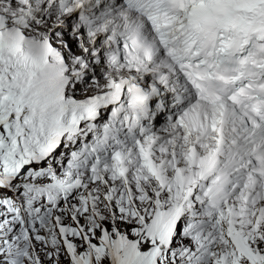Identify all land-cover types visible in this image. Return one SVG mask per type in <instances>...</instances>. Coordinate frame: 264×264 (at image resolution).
<instances>
[{"label": "snow or ice", "instance_id": "snow-or-ice-1", "mask_svg": "<svg viewBox=\"0 0 264 264\" xmlns=\"http://www.w3.org/2000/svg\"><path fill=\"white\" fill-rule=\"evenodd\" d=\"M45 260L264 264V0H0V264Z\"/></svg>", "mask_w": 264, "mask_h": 264}, {"label": "rangeland", "instance_id": "rangeland-1", "mask_svg": "<svg viewBox=\"0 0 264 264\" xmlns=\"http://www.w3.org/2000/svg\"><path fill=\"white\" fill-rule=\"evenodd\" d=\"M43 255V254H42ZM45 264H48V262L45 260Z\"/></svg>", "mask_w": 264, "mask_h": 264}, {"label": "clouds", "instance_id": "clouds-1", "mask_svg": "<svg viewBox=\"0 0 264 264\" xmlns=\"http://www.w3.org/2000/svg\"><path fill=\"white\" fill-rule=\"evenodd\" d=\"M42 255V254H41ZM42 257H43V255H42Z\"/></svg>", "mask_w": 264, "mask_h": 264}, {"label": "bare ground", "instance_id": "bare-ground-1", "mask_svg": "<svg viewBox=\"0 0 264 264\" xmlns=\"http://www.w3.org/2000/svg\"><path fill=\"white\" fill-rule=\"evenodd\" d=\"M41 254H43V253H41Z\"/></svg>", "mask_w": 264, "mask_h": 264}]
</instances>
